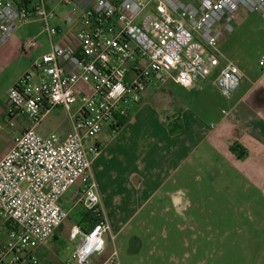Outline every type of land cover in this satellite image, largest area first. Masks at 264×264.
I'll list each match as a JSON object with an SVG mask.
<instances>
[{"label":"built area","instance_id":"built-area-1","mask_svg":"<svg viewBox=\"0 0 264 264\" xmlns=\"http://www.w3.org/2000/svg\"><path fill=\"white\" fill-rule=\"evenodd\" d=\"M59 3L71 7L63 20L70 28L64 31L51 24L54 14L46 0H0V44L32 21L42 24L47 44V52L31 62L6 95L8 117H23L28 126L0 159V219L7 228L0 264H36L35 251L67 218L60 198L76 184L77 201L99 220L71 227L76 243L70 259L88 264L101 253L111 230L92 177L91 162L100 151L93 139L104 125L115 127L126 117L142 92L167 80L189 87L212 76L220 96L230 98L242 73L231 61L221 64L218 40L234 31L232 15L239 9L264 20V0ZM38 40L24 42L21 53L35 50ZM55 108L69 121L63 138L38 133ZM99 264H120L115 249Z\"/></svg>","mask_w":264,"mask_h":264},{"label":"rangeland","instance_id":"rangeland-1","mask_svg":"<svg viewBox=\"0 0 264 264\" xmlns=\"http://www.w3.org/2000/svg\"><path fill=\"white\" fill-rule=\"evenodd\" d=\"M232 19L234 31L222 34L218 40L221 64L231 61L242 74V70L258 69L259 58L264 56V20L257 13L243 9L234 13ZM41 30L39 21H32L18 30L24 42L39 38L38 47L26 53L32 61L47 52L46 37ZM7 65L0 64V159L12 147L19 124L25 121L20 116L9 118L6 111L2 95L13 75ZM209 81L211 77L203 80ZM153 88L141 93V106L159 111L163 108L167 112L172 103L168 92L160 96L161 92L156 90L148 97L147 93ZM176 92L180 94V88L177 87ZM189 95L191 109L201 112L207 122L219 116V107L225 102L212 86L200 92L191 91ZM133 114L134 109L130 112ZM40 129L62 136L69 129L67 115L60 108L53 109ZM205 145L186 164L185 172L180 174L179 170L165 186L167 189L179 186L184 190L180 214L173 208L169 196L161 195L162 191L139 208L131 189H125L122 196H112L113 206H122L126 211H114L111 220L114 224L110 235L104 236V249L91 256L88 264H99L113 249L120 264H264V195L223 158L213 157L208 149L205 150ZM68 192L61 204L65 211L70 209L68 200L70 202L73 196ZM77 198L75 195V210L54 232L56 238L49 237L45 246L35 251L36 264H73L70 255L76 239L70 237V229L79 218L78 211H84ZM6 237L7 228L1 226L0 247L5 244Z\"/></svg>","mask_w":264,"mask_h":264},{"label":"crops","instance_id":"crops-1","mask_svg":"<svg viewBox=\"0 0 264 264\" xmlns=\"http://www.w3.org/2000/svg\"><path fill=\"white\" fill-rule=\"evenodd\" d=\"M46 7L54 14L52 25L62 31L70 28L63 21L71 13L70 6L61 5L59 0H46ZM18 30L0 44V64L8 63L7 66L13 73L2 95L6 107L8 89L29 69L32 62L28 54H18L24 43ZM55 39L58 40L59 36ZM259 61L258 69L242 70L238 89L219 107V116L215 120L207 122L208 119L203 118L201 112L191 109L189 104L191 91L200 92L209 86L214 87L213 77L210 76L211 81L205 83L203 80L206 78L201 79L189 87L167 81L147 93L148 97H152L156 90L161 92L160 96H165V92H168L172 103L167 112L163 108L160 111L149 106L144 108L139 99L137 104L128 108L126 117L117 120L115 127L108 124L103 126L92 141L100 151L92 159L91 171L99 197V207L110 230L114 224L111 221L114 211H126L122 206V209L113 206L112 196H122L125 189L132 190L133 200L136 199L138 208L158 191H162L161 195L169 196L173 208L179 212L181 200L185 197L184 190L179 186L171 189L165 186L179 170L180 174L185 172L186 164L204 144L205 150L208 149L213 157L223 158L229 167L237 170L264 195V60L262 65ZM177 87L180 88V94L176 92ZM132 109L134 114L130 115ZM19 125L16 136L28 126V122L25 120ZM40 127L41 124L38 133H52L43 131ZM104 130L106 131L103 134ZM69 131L70 125L60 138ZM231 146H235L237 152H231ZM197 160L199 163L200 160ZM78 188L79 185L76 184L65 192L69 191L73 195L70 202L68 200L70 209L66 211L67 217L75 210L74 198ZM65 193L60 198V207ZM174 197L178 198L177 203H174ZM76 215L79 218L75 226L86 228L89 221L83 217V211L79 210ZM1 226L6 227V223L0 219ZM44 246L45 244L41 248Z\"/></svg>","mask_w":264,"mask_h":264},{"label":"trees","instance_id":"trees-1","mask_svg":"<svg viewBox=\"0 0 264 264\" xmlns=\"http://www.w3.org/2000/svg\"><path fill=\"white\" fill-rule=\"evenodd\" d=\"M122 119L120 120L121 123L123 122ZM230 151L231 152H237V149L235 148V146H231L230 147ZM239 156H240V154H239ZM241 156H242V154H241ZM83 217L87 218L89 223L99 220V216L97 214L91 213L90 211L88 212V211H85V210L83 211ZM51 237L55 239L54 234Z\"/></svg>","mask_w":264,"mask_h":264},{"label":"water","instance_id":"water-1","mask_svg":"<svg viewBox=\"0 0 264 264\" xmlns=\"http://www.w3.org/2000/svg\"><path fill=\"white\" fill-rule=\"evenodd\" d=\"M177 202H178V198L174 197V203H177Z\"/></svg>","mask_w":264,"mask_h":264},{"label":"flooded vegetation","instance_id":"flooded-vegetation-1","mask_svg":"<svg viewBox=\"0 0 264 264\" xmlns=\"http://www.w3.org/2000/svg\"><path fill=\"white\" fill-rule=\"evenodd\" d=\"M178 212V211H177ZM180 214V211L178 212Z\"/></svg>","mask_w":264,"mask_h":264}]
</instances>
